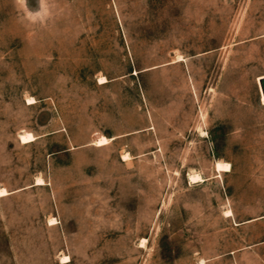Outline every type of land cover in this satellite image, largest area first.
Segmentation results:
<instances>
[{
    "label": "rangeland",
    "instance_id": "rangeland-1",
    "mask_svg": "<svg viewBox=\"0 0 264 264\" xmlns=\"http://www.w3.org/2000/svg\"><path fill=\"white\" fill-rule=\"evenodd\" d=\"M259 76L264 0H0V264H264Z\"/></svg>",
    "mask_w": 264,
    "mask_h": 264
},
{
    "label": "bare ground",
    "instance_id": "bare-ground-1",
    "mask_svg": "<svg viewBox=\"0 0 264 264\" xmlns=\"http://www.w3.org/2000/svg\"><path fill=\"white\" fill-rule=\"evenodd\" d=\"M262 78H264V76H259L257 78V82H259V80L262 79ZM260 100H261L262 103H264V95L263 94L260 95ZM34 138L35 137L32 134H30V133H23V134L20 135V141L22 143L31 142V141L34 140ZM216 169H217L218 172L228 171L229 170V165L227 163L218 161V162H216ZM201 179L202 178H201V176L198 173L190 174L188 176L189 182L193 183V184L201 181ZM0 193H2V194H0V196L6 194L5 190H0ZM227 214L231 215L230 211H228Z\"/></svg>",
    "mask_w": 264,
    "mask_h": 264
},
{
    "label": "clouds",
    "instance_id": "clouds-1",
    "mask_svg": "<svg viewBox=\"0 0 264 264\" xmlns=\"http://www.w3.org/2000/svg\"><path fill=\"white\" fill-rule=\"evenodd\" d=\"M41 4H42V6H43V0H41ZM42 15H47V12L45 11L43 14H42L41 12H37V13H35V14L30 13V12L28 13V17H29L33 22H35L37 18L42 17Z\"/></svg>",
    "mask_w": 264,
    "mask_h": 264
},
{
    "label": "water",
    "instance_id": "water-1",
    "mask_svg": "<svg viewBox=\"0 0 264 264\" xmlns=\"http://www.w3.org/2000/svg\"><path fill=\"white\" fill-rule=\"evenodd\" d=\"M258 84H259L260 94L264 95V78L260 79Z\"/></svg>",
    "mask_w": 264,
    "mask_h": 264
},
{
    "label": "snow or ice",
    "instance_id": "snow-or-ice-1",
    "mask_svg": "<svg viewBox=\"0 0 264 264\" xmlns=\"http://www.w3.org/2000/svg\"><path fill=\"white\" fill-rule=\"evenodd\" d=\"M30 103H31V101H30ZM0 194H2V193H0Z\"/></svg>",
    "mask_w": 264,
    "mask_h": 264
}]
</instances>
